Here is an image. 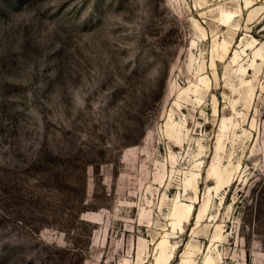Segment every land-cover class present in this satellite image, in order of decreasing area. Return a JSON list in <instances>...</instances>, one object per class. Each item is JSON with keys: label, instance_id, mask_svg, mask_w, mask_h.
<instances>
[{"label": "rangeland", "instance_id": "rangeland-1", "mask_svg": "<svg viewBox=\"0 0 264 264\" xmlns=\"http://www.w3.org/2000/svg\"><path fill=\"white\" fill-rule=\"evenodd\" d=\"M0 264H264V0H0Z\"/></svg>", "mask_w": 264, "mask_h": 264}, {"label": "bare ground", "instance_id": "bare-ground-1", "mask_svg": "<svg viewBox=\"0 0 264 264\" xmlns=\"http://www.w3.org/2000/svg\"><path fill=\"white\" fill-rule=\"evenodd\" d=\"M250 2H247L246 3V7L245 8H247V9H249V7H251L250 5ZM245 8H243V9H245ZM235 15V11H230V12H221V18H219L220 20L222 19V21H224L225 23H228L229 21H230V19L232 18V17H235L234 16ZM219 45V44H218ZM252 44H248V46H247V49H249L250 47H252L251 46ZM190 88V87H189ZM188 88V89H189ZM187 91V90H186Z\"/></svg>", "mask_w": 264, "mask_h": 264}]
</instances>
